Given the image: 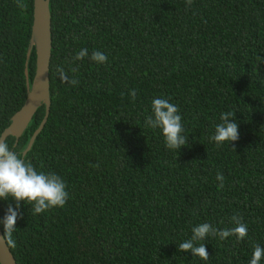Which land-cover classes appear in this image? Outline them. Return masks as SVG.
Segmentation results:
<instances>
[{
  "label": "trees",
  "instance_id": "1",
  "mask_svg": "<svg viewBox=\"0 0 264 264\" xmlns=\"http://www.w3.org/2000/svg\"><path fill=\"white\" fill-rule=\"evenodd\" d=\"M49 9L51 107L23 157L61 176L69 199L38 215L21 202L7 243L17 264H249L264 247V0H50ZM32 20L33 0H0V134L34 76ZM83 48L107 63L75 61ZM58 66L79 83L61 81ZM154 97L179 108L180 150L145 127ZM226 111L239 139L217 146L210 137ZM43 116L41 106L16 145L7 137L10 149L22 153ZM9 204L0 199V221ZM234 214L248 226L243 241H200L207 261L178 251L193 227L231 228Z\"/></svg>",
  "mask_w": 264,
  "mask_h": 264
},
{
  "label": "clouds",
  "instance_id": "2",
  "mask_svg": "<svg viewBox=\"0 0 264 264\" xmlns=\"http://www.w3.org/2000/svg\"><path fill=\"white\" fill-rule=\"evenodd\" d=\"M190 5L192 0H187ZM19 7H25L19 4ZM85 57L96 64L107 63L108 57L100 52L94 51L89 56L87 48L80 49L73 57L75 61L83 60ZM59 78L65 83L77 85L79 81L76 78H70L62 66L57 67ZM71 71L75 73L76 68ZM29 90L31 86L29 85ZM123 95V94H122ZM131 99L135 101L137 90L132 89L129 93ZM151 115L145 119V127L159 129L165 141V146L170 150H180L188 142V138L183 135L184 127L182 116L179 114V108L169 99L163 97H154L151 103ZM234 112L226 111L220 116L221 123L215 125V132L210 137L217 146L226 142H235L239 139V125L232 122L235 118ZM43 167V166H41ZM99 167V165H96ZM216 179L219 181L218 188L224 187V175L217 172ZM66 182L55 172H45L37 168L23 157V153H18L10 149L5 137L0 136V199L15 201V208L9 204L7 212L0 223L3 224V237L0 239L15 246L13 233L16 230L17 221L22 218L19 208L21 202L31 206L33 215L42 214L53 208H63L68 199L69 192L66 190ZM233 227L219 230L210 223H202L192 228V235L178 244V251L191 252L194 257L207 261L209 253L204 243H199L207 238L218 237L221 240L234 236L237 241H243L248 235V226L242 220V217L234 214L231 217ZM264 260V247L255 245L249 261V264H261Z\"/></svg>",
  "mask_w": 264,
  "mask_h": 264
},
{
  "label": "water",
  "instance_id": "3",
  "mask_svg": "<svg viewBox=\"0 0 264 264\" xmlns=\"http://www.w3.org/2000/svg\"><path fill=\"white\" fill-rule=\"evenodd\" d=\"M49 2L50 0H33V20L26 52L25 73L27 75V64L32 48L35 49L36 53L35 72L31 83L27 79V92L22 106L11 116L8 126L0 134L5 139L9 136L14 137V145H16L35 112L38 108L44 106V116L38 127L33 131L26 148L22 152L23 156L31 149L37 135L44 127L51 107L49 66L52 35ZM29 85L31 90H29ZM0 237H3L1 226ZM0 264H17L10 247L4 239H0Z\"/></svg>",
  "mask_w": 264,
  "mask_h": 264
}]
</instances>
